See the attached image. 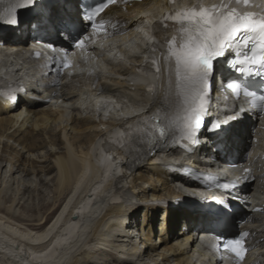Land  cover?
Returning a JSON list of instances; mask_svg holds the SVG:
<instances>
[{
  "label": "bare ground",
  "instance_id": "1",
  "mask_svg": "<svg viewBox=\"0 0 264 264\" xmlns=\"http://www.w3.org/2000/svg\"><path fill=\"white\" fill-rule=\"evenodd\" d=\"M72 1L74 0L42 2L35 13L26 15L19 24L0 28V43L13 42L12 36L20 40L32 35L36 23L42 24L46 30L53 29L52 33L66 27L69 17H78L77 13H66ZM144 2L145 0L134 2L124 8L113 7L104 14L106 21L118 23L114 35L117 39H133L136 34L142 36L134 28L145 24L147 17H140L135 13L152 7L150 14L156 13L160 17L166 0ZM171 32L173 30H168V33ZM174 35L175 33L165 34L160 38L167 43ZM149 48L150 46L147 50ZM23 54L24 50L11 55V58L19 60L20 56L24 57ZM132 61H141V58ZM38 67H41L38 72V77H41L46 73V66L41 64ZM120 71L121 75L113 74L112 82L117 86L119 97L128 100L124 104L126 108L134 104V110H148L146 114H151L168 105L171 108L169 113L174 111L181 115L184 111V97L175 85V75L172 74L170 82L165 83L163 80L167 72L165 66L162 74L153 81L158 87L154 89L151 85L150 96L146 95L143 85H134L132 89V67H121ZM2 78L0 76V80ZM34 80L37 81L35 78ZM91 80L92 77H88L74 83H64L47 76L42 78V85L34 87L35 98L25 96L19 105L1 98L4 84L0 83V146L12 141L10 145L0 148V157L3 161L22 165L23 171L31 174L55 170L56 203L64 198L58 211L44 227L43 220L32 222L29 217H19L17 223L7 215H0V264H199L193 253L198 233L210 231L211 222L221 219L217 210L226 217H232L244 208V203L233 200L230 209L211 200L210 205L215 207L208 212L201 211L199 204L202 200L195 196L196 190L190 187L186 191L177 186L185 178L173 170L175 163L165 155L160 156L159 150H152L158 144L137 151L130 147V150L126 149V153H132L129 156L123 153L131 137L126 123L134 122L138 117H134L136 111L125 112L122 118L115 116L110 121H95L89 114L96 112L91 105L90 109L85 110L69 106L81 99ZM161 80L163 82L159 85ZM88 91V94H94L90 87ZM53 95L57 101L50 100ZM215 103L219 107L228 105L224 98L216 99ZM25 107L28 108L27 113H24ZM250 119H239L236 124L227 125L224 133L215 139H220L226 150L240 152L251 137ZM113 128H117V132L112 133ZM56 129L58 133L55 132ZM5 139L6 142L1 144ZM108 141L114 145L104 146L105 149H102L103 143L107 144ZM19 145L21 148H18ZM48 145L54 147L45 152L44 156L32 157V154ZM120 148L122 150L117 153L116 150ZM22 149L29 154L25 160H22ZM106 149L112 151L107 152ZM202 150L204 153L208 151L207 148ZM119 157L126 164L117 166L119 169L115 172L113 163ZM195 162L198 167L209 166L202 163L201 158ZM259 165L264 167V159ZM5 166L6 164L3 168ZM10 168L12 171L14 167ZM120 172L121 175L114 176L106 184L110 173L117 175ZM88 182L92 185L88 191H84L83 187L86 188ZM258 183L264 187V175ZM3 191L4 188L0 186V211L3 208ZM115 192L122 201L108 205ZM14 203L16 197L5 207L8 208V215L15 216L17 204L14 206ZM141 211L143 215L140 220ZM164 212L169 214L162 218V223L157 222ZM263 218L264 214L254 215L255 222H262ZM262 225L263 222L257 227ZM244 228L242 226L240 230ZM263 236L264 234L259 235L251 246L264 259V243L261 242Z\"/></svg>",
  "mask_w": 264,
  "mask_h": 264
},
{
  "label": "snow or ice",
  "instance_id": "2",
  "mask_svg": "<svg viewBox=\"0 0 264 264\" xmlns=\"http://www.w3.org/2000/svg\"><path fill=\"white\" fill-rule=\"evenodd\" d=\"M109 2L110 0H104V3L98 6L94 12L87 14L89 22H92L93 17L101 12ZM18 3L21 7H29L34 3V0H18ZM244 3L247 4L248 0H244ZM16 8V4L11 5L8 9L9 15L15 13ZM169 19L187 22V27L181 28L185 34L183 43L178 49L173 46L170 49V54L175 57L178 87L184 97L183 130L189 138L194 139V134L202 124V116L206 109L205 97L214 61L224 57L226 50L232 48L237 41L247 44L250 39L249 33L258 34L261 41L260 47L264 49V16L256 19L253 13L239 15L235 9L226 10L222 6L211 10L201 7L199 11L177 12L174 17H169ZM9 23L15 25L17 18L14 17ZM93 28H95V24H93ZM82 44L83 40L80 41V45ZM261 61H264V55L260 60H257L254 52L251 58L245 56L243 60H232L231 63L235 67L237 62L257 64ZM261 66L264 67V64ZM64 67H68V65L65 64ZM260 74V72L256 73V75ZM227 87L239 95L241 87L239 83L232 81L227 84ZM245 95L252 94L245 92ZM259 100L264 102V95L260 96ZM161 135H163V131H161ZM226 247H229L238 258H244L246 249L243 236L228 240Z\"/></svg>",
  "mask_w": 264,
  "mask_h": 264
},
{
  "label": "rangeland",
  "instance_id": "3",
  "mask_svg": "<svg viewBox=\"0 0 264 264\" xmlns=\"http://www.w3.org/2000/svg\"><path fill=\"white\" fill-rule=\"evenodd\" d=\"M55 132L58 133V129H56ZM5 142H6V139L1 144L5 143ZM10 143H12V141H7L5 144L1 145L0 148H3L4 145L7 146V144L10 145ZM13 143H15V142H13ZM15 145H17V144H15ZM52 147H54V146H52ZM52 147H50V145H48V146L40 149L38 152H35L34 154H32L33 155L32 157H35V155L44 156L47 153V151L50 150ZM18 148H21V146L19 145ZM55 148L58 149L56 146H55ZM58 150L61 151L62 149H58ZM22 152L24 153V155L22 156V158H23L22 160H25L29 156V154H28V152H25L24 149H22ZM0 154H2V153H0ZM37 158L38 159L40 158V160L44 159L42 157H37ZM6 161H3V158L0 157V177H1L0 178V182H1L0 186L4 188V191L2 193L3 208H1L2 211H0V213H1L0 215L1 216L7 215V217H10L12 220L16 221L17 223H18L19 217H23V218L29 217L32 220V222H39V220L40 221L43 220L44 223H43L42 227H44V225L47 222H49V220L58 211L59 207L61 206V204L64 200V198H61L60 201H58L56 203V198H55L57 195V188H56L57 184H56V179H55V178H57L56 177L57 176L56 171L53 170L50 172L31 174L30 172L27 173V172L23 171L22 165H18V163H12V162L10 163L8 160H6ZM5 164H6V166L3 168V166ZM10 167H14L12 170L14 172V174H12ZM1 168H3L2 169L3 175H1ZM18 169H19V171H18ZM20 169H22V170H20ZM9 174L12 177L9 176ZM148 174H149V172H148ZM148 176H149V178H151L150 175H148ZM91 185H92V183L88 182L87 187L86 188L83 187V190L88 191L90 189ZM6 186H8V187H6ZM55 189H56V191H55ZM14 197H16V203H14V206H15V204H17L15 206V208L17 210L15 216L14 215H8L7 214L8 208H5L13 202ZM55 203H56V205H54ZM4 208H5V210H4ZM142 215H143V212L141 211L140 212V218H139L140 220L142 219ZM157 220H158L157 222L160 221V223H162L161 222L162 216H159V218ZM25 222H28V221H25ZM159 225H161V224H159ZM156 240H157V236H156ZM101 258H103V257H101ZM101 258H99V259H101ZM103 260H105V258L102 259V261ZM146 260H148V259H146ZM121 264H124V263H121Z\"/></svg>",
  "mask_w": 264,
  "mask_h": 264
}]
</instances>
